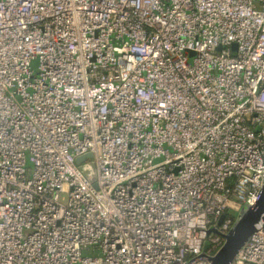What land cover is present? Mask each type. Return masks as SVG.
<instances>
[{"label":"built area","instance_id":"obj_1","mask_svg":"<svg viewBox=\"0 0 264 264\" xmlns=\"http://www.w3.org/2000/svg\"><path fill=\"white\" fill-rule=\"evenodd\" d=\"M263 185L264 0H0V264H209Z\"/></svg>","mask_w":264,"mask_h":264},{"label":"water","instance_id":"obj_2","mask_svg":"<svg viewBox=\"0 0 264 264\" xmlns=\"http://www.w3.org/2000/svg\"><path fill=\"white\" fill-rule=\"evenodd\" d=\"M235 46V45H234ZM89 157V154L78 157L76 161L81 163L84 159ZM83 173L94 182V169L92 164L80 166ZM225 215H221L213 230L214 233H219L217 227L224 220ZM264 218V185L257 195V199L253 204L247 205L236 214L235 220L230 229L221 234L224 238L222 246L214 253L208 254L202 252L201 257L208 260L209 264H230L237 256L245 242L249 239L251 234L255 231L258 221ZM192 264V260L188 262Z\"/></svg>","mask_w":264,"mask_h":264},{"label":"rangeland","instance_id":"obj_3","mask_svg":"<svg viewBox=\"0 0 264 264\" xmlns=\"http://www.w3.org/2000/svg\"><path fill=\"white\" fill-rule=\"evenodd\" d=\"M192 56H193V54L190 53V57H192ZM32 67H33L34 69L36 68V62H35V61L33 62ZM26 166L29 167V168L32 166V163H31V161L29 160V157H27V164H26ZM244 207H245V206H243V208H244ZM214 228H215V226H211V227L208 229V233H214V232H213ZM84 254H86V253H84Z\"/></svg>","mask_w":264,"mask_h":264}]
</instances>
